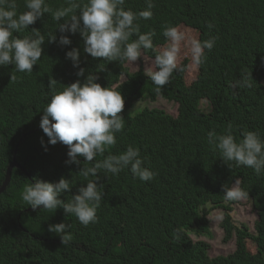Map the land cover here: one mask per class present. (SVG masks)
<instances>
[{"label": "trees", "instance_id": "16d2710c", "mask_svg": "<svg viewBox=\"0 0 264 264\" xmlns=\"http://www.w3.org/2000/svg\"><path fill=\"white\" fill-rule=\"evenodd\" d=\"M82 1L87 3L78 0L81 6ZM46 3L53 12L69 6L67 0ZM149 3L153 5L152 18L136 23L141 34L155 32L156 44L167 43L163 31L169 9H183L182 16L192 24L195 19L213 24L216 43L200 64L194 89L186 90L181 74L175 77L173 73L170 82L159 88L143 70L130 72L125 60L100 62V58H92L83 51L80 33L57 31L51 13L14 33L23 38L32 34L33 27L38 28L45 42L31 73L18 72L11 64L0 66V184L14 157L28 170L15 168L9 188L0 195V264H264V173L257 175L235 162L226 167L207 136L209 131L225 134L231 124L238 141L246 131H256L264 139V0H127L124 7L139 13ZM16 4L18 14L24 12V0H16ZM54 35L57 41L61 35L72 37L71 48L80 50V61L111 69L105 76L112 72L114 77L127 75L118 90L124 97V129L116 133V144L103 155H118L133 146L140 150L144 166L156 173L148 182L127 170L118 175L98 173L104 199L97 210L98 222L87 227L74 215L65 216L62 208L54 213L33 210L21 195L32 177L53 182L66 177L73 185L70 193L61 197L67 202L79 187L96 179L91 175L85 178L80 169L93 167L97 161L80 157L81 163L74 167L66 163V145L48 144L45 150L41 144L45 134L38 139L25 136L28 128L24 122L40 120L52 96L49 81H57L55 90L62 88L65 79L61 73L73 66L66 58L67 48L47 40ZM136 38L133 35L130 40ZM227 78L235 84L227 87ZM160 94L180 103L179 117L146 105L132 113L137 101H154ZM203 98H208L212 107L202 108ZM185 117H191L194 124L183 125ZM235 179L243 191L256 196V206L261 209L255 236L246 224L240 228L230 217L235 201L224 198L223 185L231 187ZM208 204L226 209L225 239H231L233 232L238 234L233 255L210 258L209 243L195 241L190 235L213 236L205 209ZM60 222L70 225L67 245L48 231L49 224ZM247 237L257 241L256 254L248 250Z\"/></svg>", "mask_w": 264, "mask_h": 264}, {"label": "clouds", "instance_id": "9594fccd", "mask_svg": "<svg viewBox=\"0 0 264 264\" xmlns=\"http://www.w3.org/2000/svg\"><path fill=\"white\" fill-rule=\"evenodd\" d=\"M126 1L87 0L86 4L82 1L84 5L81 6L78 0H67L68 7L53 12L46 0H24L26 8H24V12L18 14L16 0H0V66L11 64L18 72L31 73L33 71V66L38 64L42 57V45L45 42V37L38 28L34 27L30 36L19 38L14 33L28 29L45 14L51 13L52 18L57 21V31L80 33L83 40V51L92 58H100V62L125 60L124 65L130 72L143 70L146 76L159 88H163L170 82L173 73L175 77L181 74L186 90L194 89V82L200 74V64L204 62L207 51L215 46L216 38L200 40L189 37L177 26H172V22L179 19L177 13L184 10L169 9L166 12V27L163 31L167 43L156 44L155 32L141 34L139 24L136 23L141 18L145 20L152 18L151 8L153 5L149 3L146 10L135 13L129 10L128 6L124 7ZM208 27L215 29L212 23ZM133 35H136L137 38L130 40ZM47 40L50 43L58 42L59 45L66 47V58L72 61L73 66L61 73L65 79V85L62 88L55 90L57 81L55 79L49 81V87L53 89L52 96L42 111L40 120L32 119L24 122L28 128L25 136L34 135L38 139L45 134L48 138L45 137L44 141L47 143L43 139L41 140L45 150H47L48 144L62 143L66 145L68 149L66 163L75 164L74 167L81 163L80 157H83V161L87 162L97 161L93 167L80 169L85 178L91 175L96 179L88 180L86 186L79 187L78 192L72 194L71 199L67 202L61 197L65 193H70L73 185L66 177H61L54 182L32 177L31 183L25 185L21 195L23 201L33 210L43 208L54 213L57 209L62 208L65 216L74 215L80 224L87 227L98 222L97 210L104 199V190L102 191L101 184L97 183L98 173L101 174L103 171L118 175L121 171L127 170L144 182L151 181L156 173L144 166L140 150L133 146H128L118 155H103L107 149L116 144V133H120L124 129L125 119L121 115L124 109V97L118 90L119 86L128 79L127 75L122 74L114 77L112 72L105 76V72H111V69L95 65L93 61L81 62L80 50L75 47L71 48L72 37L68 35H61L58 41L56 35L50 36ZM161 47H163L162 50ZM147 50H154L157 54L153 56ZM143 55L154 61L153 68H149L147 71L143 68L131 70L129 62L134 63ZM192 65L198 67V70L195 78L188 83L186 78ZM122 78L124 79L122 80ZM225 82L227 87L235 84V81L231 82L228 78L225 79ZM173 101L180 107L179 102ZM203 101L207 102V106L203 105ZM201 107L206 109L212 107V104L208 98H203ZM179 115L180 111L177 116H173L179 117ZM207 136L209 144L218 149L217 154H220V158L223 160L221 163L226 167L229 166V162H235L237 165L253 169L257 175L264 173V139L258 132H243L242 139L238 141L233 135V126L229 124L225 134L217 135L215 131H209ZM14 160L20 166L13 168L10 182L4 191L9 188L12 182L15 168H20L28 173L27 168L16 157L10 164ZM7 169L0 187L6 180ZM77 176L81 177V174L77 173ZM4 191L0 192V195ZM223 192L227 201L236 203L238 200L246 198L247 201H253L257 205L256 196L243 191L239 179H235L231 187L223 185ZM247 195L249 196L246 197ZM233 204L229 211L232 220ZM208 206L213 208L211 204H208L205 207L206 210ZM218 208L223 209L226 215L224 207ZM257 208L259 209L258 221L261 209L258 206ZM207 212L209 213V210ZM69 229L70 225L65 222L48 225V231L59 236L63 245H67L71 241V236L68 234ZM249 233L257 235V227L255 233H251L250 230ZM190 235L194 239L195 234L190 233ZM235 235H237V247L233 253L212 257L209 253V244V257L219 258L233 255L238 248L236 232H233L231 239ZM202 237L203 239L200 241H207L206 236ZM207 237L213 238L214 233L212 237ZM231 239H225V241L228 242ZM248 239L255 243V252L249 248ZM246 243L251 253L258 252V243L253 237H247Z\"/></svg>", "mask_w": 264, "mask_h": 264}, {"label": "rangeland", "instance_id": "374dc122", "mask_svg": "<svg viewBox=\"0 0 264 264\" xmlns=\"http://www.w3.org/2000/svg\"><path fill=\"white\" fill-rule=\"evenodd\" d=\"M183 12H178L177 16L179 19L177 21L172 22V26H177L180 30L184 31L189 37L199 38L200 40H206L213 37L212 28L209 29L208 25L210 23H203L197 19L193 20V24L191 20L186 19L185 16H182ZM195 22V23H194ZM183 45V44H182ZM185 46V45H184ZM165 47V46H163ZM161 47V50L162 48ZM182 49V48H181ZM154 61L149 59L148 56L143 55L138 61L132 63L129 62V67L131 70H138L143 68L147 71L149 68H153ZM198 67L195 65L190 66L189 73L187 75V82L190 83L197 73ZM124 78H122L123 80ZM136 108L132 110L135 113V110L138 108H143L146 106L149 107H158L166 110L170 114L177 116L179 114V106L174 102L170 101L162 96H159L156 100H151L150 98H145L144 100H139L135 103ZM203 105L207 106V102L203 101ZM183 125H193L194 120L191 117H185L182 119ZM232 218L233 222L240 228L246 224L249 227L251 233L256 232L255 223L258 219L259 209L257 208L255 202L247 201L246 198L238 200V202L233 204ZM209 210V221L211 230L214 233L213 238H207V242L210 244L209 253L212 257L218 256H226L235 251L237 247V235H235L230 241H225V230L222 226L223 218L225 217L224 210L221 208H211L207 207ZM188 232V231H187ZM195 240L203 239V237H199L194 235ZM249 248L255 252L256 245L251 240L248 239Z\"/></svg>", "mask_w": 264, "mask_h": 264}, {"label": "water", "instance_id": "95a60500", "mask_svg": "<svg viewBox=\"0 0 264 264\" xmlns=\"http://www.w3.org/2000/svg\"><path fill=\"white\" fill-rule=\"evenodd\" d=\"M16 166H20L19 163H18L16 160H14V161L9 165V167H8V169H7L6 180H5L4 184H2V186L0 187V192L4 191L5 188L7 187V185L9 184L10 179H11V175H12V170H13V168L16 167Z\"/></svg>", "mask_w": 264, "mask_h": 264}]
</instances>
